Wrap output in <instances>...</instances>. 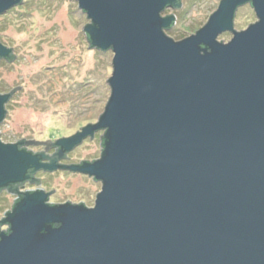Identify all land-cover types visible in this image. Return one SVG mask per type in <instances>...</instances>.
Instances as JSON below:
<instances>
[{"label": "water", "instance_id": "1", "mask_svg": "<svg viewBox=\"0 0 264 264\" xmlns=\"http://www.w3.org/2000/svg\"><path fill=\"white\" fill-rule=\"evenodd\" d=\"M23 1L0 0V16ZM74 1L90 48L114 52L112 95L96 125L56 144L104 131L101 159L69 168L103 188L92 209L25 195L0 264H264V0H222L180 42L161 15L177 0ZM245 5L258 20L236 32ZM18 89L0 95V125ZM16 144L0 140V188L53 168Z\"/></svg>", "mask_w": 264, "mask_h": 264}, {"label": "rangeland", "instance_id": "2", "mask_svg": "<svg viewBox=\"0 0 264 264\" xmlns=\"http://www.w3.org/2000/svg\"><path fill=\"white\" fill-rule=\"evenodd\" d=\"M182 1L179 24L169 35L176 42L202 29L222 0ZM23 2L0 16V40L17 55L13 63L0 62V95L22 87L6 103L0 140L4 144H16L22 139L56 143L99 122L112 95L109 80L114 75V52L90 48L84 29L91 21L77 1ZM257 20L253 7L245 5L237 12L234 29L244 31ZM232 39V33H225L218 41L228 44ZM103 135L104 131L99 132L93 140L85 142L86 138L75 147L73 162L100 160ZM26 146L34 149L46 145ZM74 173L64 170L43 175V186L52 192L55 203H82L94 208L102 182ZM39 187L33 184L30 188ZM12 201V197L0 199V217Z\"/></svg>", "mask_w": 264, "mask_h": 264}, {"label": "flooded vegetation", "instance_id": "3", "mask_svg": "<svg viewBox=\"0 0 264 264\" xmlns=\"http://www.w3.org/2000/svg\"><path fill=\"white\" fill-rule=\"evenodd\" d=\"M25 2L22 4L18 5V7L22 6ZM184 9V4L182 0H177L173 2L171 5L167 6L164 11L162 12V17L163 18H173V22L171 25L164 31L167 37H169L170 33H173L174 30H176L178 24H179V19H180V14H182ZM170 38V37H169ZM172 39V38H171ZM89 41V40H88ZM90 43V41H89ZM0 44L4 46L5 48L9 49L11 52L8 57H0V62L5 61L9 63H13L17 60V55L15 53V50L11 48L10 46L6 45L3 43V41L0 40ZM91 44V43H90ZM93 47V46H92ZM94 48V47H93ZM96 49V48H94ZM11 98V97H10ZM7 104L5 105V110H6ZM7 113V112H6ZM6 118V117H5ZM5 121V119H4ZM0 125V137H1V128L2 124ZM97 124V123H96ZM94 124V125H96ZM83 129L78 131L76 134L81 133ZM102 132V131H99ZM96 132L94 138L96 137V134L99 133ZM93 139V137H88L86 141ZM1 139V138H0ZM103 142V138H101V143ZM16 145L19 146V149L21 151L25 152H30L33 155L37 156L40 159V162L44 165H50L53 168L51 169H41V170H36L34 168L30 169L27 173V180L21 183H15V184H9L6 187L0 188V199L3 196H6L7 198H13V201L8 205L9 208L2 214V217H0V236L2 235H9L8 232L11 227V222H10V216L14 213L17 204L21 201L22 198H24L25 195L31 194L34 192H39V191H44L46 194H48V203L52 206H60V205H66L61 204V203H55L53 202L52 196L46 189L44 188L43 180L45 179L46 175H52L60 171H71L69 168L73 166H83L84 164L92 163L97 160L93 161H78V162H73V158H71V154L74 152L72 150L66 151L62 147L58 146L56 143H48L46 146L43 147H38V148H30L26 146V141H20ZM56 171V172H55ZM74 174H79V172H75ZM81 174V173H80ZM45 175V176H43ZM41 176H43L41 178ZM33 184H37L40 186L37 190H32L30 187ZM37 188V186H36ZM72 204V203H71Z\"/></svg>", "mask_w": 264, "mask_h": 264}, {"label": "trees", "instance_id": "4", "mask_svg": "<svg viewBox=\"0 0 264 264\" xmlns=\"http://www.w3.org/2000/svg\"><path fill=\"white\" fill-rule=\"evenodd\" d=\"M250 6H251V5H250ZM105 134H106V133H104V137H103V141H104V142H103V144L106 143V135H105ZM102 154H103V150H102ZM34 193H35V192H34ZM34 193H31V194H34ZM24 197H25V196H24ZM23 199H24V198H22L21 201H22ZM21 201H20V202H21ZM20 202H19V203H20ZM68 205H69V204H68ZM17 206H18V204H17ZM17 206H16V207H17ZM80 206H84V205L82 204V205H80ZM56 227H57L56 225H51V226H49L48 228H56ZM10 233H11V227H10V230H9L8 234L10 235Z\"/></svg>", "mask_w": 264, "mask_h": 264}, {"label": "bare ground", "instance_id": "5", "mask_svg": "<svg viewBox=\"0 0 264 264\" xmlns=\"http://www.w3.org/2000/svg\"><path fill=\"white\" fill-rule=\"evenodd\" d=\"M237 15V14H236ZM235 26V25H234ZM84 34H85V32H84Z\"/></svg>", "mask_w": 264, "mask_h": 264}]
</instances>
